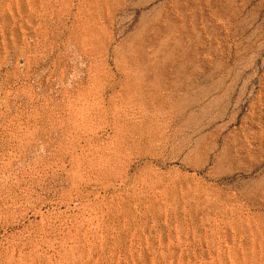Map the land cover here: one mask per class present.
<instances>
[{"label": "rangeland", "instance_id": "374dc122", "mask_svg": "<svg viewBox=\"0 0 264 264\" xmlns=\"http://www.w3.org/2000/svg\"><path fill=\"white\" fill-rule=\"evenodd\" d=\"M93 1L0 0V264H264V0Z\"/></svg>", "mask_w": 264, "mask_h": 264}, {"label": "bare ground", "instance_id": "6f19581e", "mask_svg": "<svg viewBox=\"0 0 264 264\" xmlns=\"http://www.w3.org/2000/svg\"><path fill=\"white\" fill-rule=\"evenodd\" d=\"M95 1H96V0H95ZM95 1H93V2H95ZM97 1H98V0H97ZM108 1H109V0H108ZM100 2H101V1H100ZM106 2H107V1H106ZM114 2H116V1H114ZM112 3H113V2H112ZM102 5L105 6L106 4H105V5L102 4ZM113 5H114V4H113ZM94 6H96V5L94 4ZM94 6H93V7H94ZM110 6H111V5H109V7H110ZM113 7H114V6H113ZM95 8H96V7H95ZM98 8H99V6H98ZM100 9H101V8H100ZM106 9H107V8H106ZM110 9H111V8H110ZM112 9H113V8H112ZM112 9H111V10H112ZM108 10H109V9H108ZM108 10H107V11H108ZM97 11H98V10H97ZM97 11H96V9L94 10V12H97ZM100 11H101V10H100ZM100 11H98V12H100ZM107 11H106V12H107ZM98 12H97V13H98ZM101 12H102V11H101ZM103 12H104V9H103ZM109 12H110V11H109ZM97 13H96V14H97ZM94 14H95V13H94ZM96 14H95V15H96ZM101 15H102V14H101ZM108 15H110V13H108ZM96 17H97V15H96ZM99 17H100V16H98V18H99ZM101 17L103 18V16H101ZM92 18H94V16H92ZM87 20H88V19H87ZM95 20H96V19H95ZM99 20H100V19H99ZM91 21H92V19H91ZM97 21H98V20H97ZM93 22H94V20H93ZM100 22H101V21H100ZM102 22H103V21H102ZM102 22H101V24L103 25ZM87 23H88V22H87ZM90 23H91V22H89V26H91ZM94 23H95V22H94ZM98 23H99V22H98ZM84 24H86V23H84ZM91 24H92V23H91ZM95 24H96V23H95ZM102 25H99V26H102ZM104 25H105V22H104ZM104 25H103V26H104ZM146 25H147V24H146ZM146 25H145L144 27L142 26V27H143V29H142V31H141L142 34L145 33L147 30H149V29H147L148 27H147ZM93 26H94V25H93ZM99 26H98V27H99ZM85 27H86V25H85ZM95 27H96V25H95L94 27H92V28H95ZM92 28H91V30H92ZM104 28H106V27H104ZM104 28H103V29H104ZM149 28L152 29V30H154V31H151V32H156L157 36H158V34H159V36L161 37V39H160L161 41H160L159 44H160V45L163 44V46H165L166 49H168L169 51H176V50H178V49H180V50L183 49V42H184L183 38H184V37H183V35L180 33V32H182V29H183V26H182V25H179V27H178V26H176L175 24L168 23V24H166V25H164V26H163V25L161 26L157 20H154V22L151 24V26H150ZM96 29H97V27H96ZM82 30H83V29H82ZM84 31H85V30H84ZM98 31H99V29H98ZM98 31H96V32H98ZM101 31H102V30H101ZM139 31H140V30H139ZM92 32H93V30H92ZM92 32H89V34H90V33L93 34ZM100 33H101V32H100ZM147 33H148V32H147ZM147 33H146V34H147ZM85 34H86L85 36H88L87 33H85ZM95 34H96V33H95ZM101 34L103 35V33H101ZM136 35H137V34H136ZM144 35H145V34H144ZM154 35H155V34H154ZM98 36H99V35H98ZM139 36H140V34L138 35V37L135 36L136 39H137V38H140ZM145 36H146V35H145ZM157 36H156V38H157ZM93 37H94V35H93ZM96 37H97V36H96ZM99 37H100V36H99ZM99 37H98L97 39H100ZM102 37H103V36H102ZM153 37H154V36H153ZM160 37H159V38H160ZM88 38L91 39L90 36H89ZM141 38H142V37H141ZM141 38H140V40H142ZM144 38L146 39V37H144ZM90 39H89V40H90ZM92 39H93V38H92ZM94 39H95V38H94ZM134 39H135V38H134ZM138 40H139V39H138ZM151 40H152V39H151ZM92 41H93V40H92ZM97 41H98V40H97ZM134 41H136V43L138 44L137 40H134ZM143 41H144V40H142V42H143ZM149 41H150V40H149ZM157 41H159V40H156V43H157ZM89 42H90V41H89ZM142 42H141V45L143 44ZM146 42H147V41H146ZM146 42H144V43H146ZM150 42L152 43L153 41H150ZM170 42H171V44H170ZM90 43H91V42H90ZM153 44H154V43H153ZM139 45H140V44H138V46H139ZM144 45H145V44H144ZM144 45H142V46H144ZM147 45H149V44H147ZM147 45H146V46H147ZM150 45H151V44H150ZM131 46H132V47H130V48H128V49H131V48L133 49V44H132ZM157 46H158V45H157ZM134 47H136V46H134ZM152 47H153V45H152ZM158 47H159V46H158ZM142 48H143V47H142ZM142 48H141V49H142ZM160 48H161V47H160ZM135 49H136V48H134V50H135ZM137 49H138V47H137ZM147 49H148V48H147ZM157 49H158V48H157ZM162 49H163V48H162ZM166 49H165V50H166ZM134 50H133V51H134ZM142 50H143V49H142ZM144 50H146V49H144ZM135 51L138 52L137 50H135ZM131 52H132V50H131ZM129 53H130V50H129ZM129 53H127V54L129 55ZM134 53H135V52H134ZM134 53H133L132 55H133L134 58H135L136 56L134 55ZM142 53H143V52H142ZM128 55H127V57H128ZM132 55L130 54V56H132ZM130 56H129V57H130ZM133 56H132V57H133ZM138 56H140V55H138ZM140 57H142V56H140ZM146 57H147V56H146ZM136 58H138V57H136ZM129 60H130V59H129ZM135 60H136V59H135ZM135 60H133V61H135ZM138 60H140V59H138ZM148 60H149V59H148ZM141 61H142V60H140V62H141ZM127 62H128V61H127ZM143 62H146V61H142V64H143ZM148 62H149V61H148ZM151 62H152V61H151ZM130 63H131V62H130ZM149 63H150V62H149ZM149 63H146V64L149 65ZM129 65H130V64H129ZM136 65H137V64H136ZM150 65H151V64H150ZM137 66L140 67V65H137ZM144 66H145V64H144ZM144 66H143V67H144ZM155 66H160V65L157 64L156 62H154V63H152V66H150L151 68H149V69H152V67L154 68ZM132 67H133V65H132ZM132 67L130 66V68H132ZM139 67H138V68H139ZM145 67H146V66H145ZM178 68L181 69V67H178ZM136 69H137V68H136ZM132 70H133V69H132ZM142 70L145 71V69H142ZM142 70H141V71H142ZM146 70H147V67H146ZM155 70H156V69H155ZM155 70H153V71H155ZM157 70H159V69L157 68ZM161 70H162V69H161ZM141 71H140V69H139L138 72L140 73ZM143 71H142L141 74L144 73ZM151 71H152V70H151ZM132 72H133V71H132ZM132 72H128V73H132ZM135 72H136V71H135ZM155 72H156V71H155ZM162 72H163V70H162ZM136 73H137V72H136ZM136 73H135V74H136ZM153 73H154V72H153ZM177 73H178V71H177ZM181 73H182V71H181ZM181 73H180V74H181ZM141 74H140V77L142 76ZM146 74H147V73H146ZM146 74H145V75H146ZM150 74H151V73H150ZM161 74H163V73H160V75H161ZM164 74H165V73H164ZM178 74H179V73H178ZM180 74H179V75H180ZM143 75H144V74H143ZM145 75H144V76H145ZM148 75H149V74H148ZM133 76H134V75H133ZM133 76H132V77H133ZM137 76H138V74H137ZM182 76H183V75L181 74V77H182ZM140 77H137V78H139V80H140L139 82H137V81L135 82L134 79L132 78V79H133L132 83L135 82L134 85H135V87H136L138 93H143V95H146V94L148 95V94H149V95H152V96H153V95H159V93H160L159 91L163 90V89H162V88H163V85H162V84H156V83H155L154 85H150V84H148V80L150 79L151 76H149V79H148V80L146 79V77H145V78H141V79H140ZM154 77H155V75H154ZM157 77H158V76H157ZM162 77H164V76L162 75ZM162 77H161V78H162ZM164 78H165V77H164ZM129 79H130V78H129ZM154 79H155V78H154ZM157 79H159V77H158ZM127 80H128V79H127ZM163 80H164V79H163ZM163 80H162V81H163ZM162 81H161V83H162ZM124 82H125V81H124ZM129 82H130V81H129ZM154 82H157V81H154ZM158 82H159V81H158ZM179 83H180V82H179ZM126 84H127V82H126ZM132 85H133V84H132ZM177 85H178V84H177ZM121 86H122V84H121ZM124 86H126V85L124 84ZM127 86H129V85H127ZM180 86H181V84H180ZM122 87H123V86H122ZM122 87H121L120 89H122ZM126 88H127V87H125V89H126ZM131 88H134V87H131ZM166 88H167V87H166ZM174 88H175V86H174ZM127 89H128V88H127ZM129 89H130V88H129ZM134 90H135V89H134ZM164 90H165V89H164ZM167 90H168V89H167ZM170 90H171V89H170ZM122 91H124V90H122ZM127 91H128V90H127ZM165 91H166V90H165ZM179 91H180V90H179ZM124 92H126V91H124ZM129 92H130V91H128V94H127V93H126V94L129 95ZM132 92H133V91H132ZM134 92H135V91H134ZM134 92H133V93H134ZM170 92H171V91H170ZM177 92H178V91H177ZM172 93H173V92H172ZM204 93H205V92H204ZM204 93H203V94H204ZM116 94H117V93H116ZM122 94H124V93H122ZM135 94H136V93H135ZM164 94H165V93H164ZM124 95H125V94H124ZM147 95H146V96H147ZM160 95H161V94H160ZM187 95H188V94H187ZM122 96H123V95H122ZM125 96H126V95H125ZM140 96H141V95L139 94V96L137 97V94H136V99L139 98ZM146 96H145V98H143L142 100H145V99H146ZM170 96H171V95H170ZM185 96H186V95H185ZM126 97H127V96H126ZM126 97H125V98H126ZM128 97H129V96H128ZM131 97H132V96H131ZM131 97H130V98H131ZM149 97H150V96H149ZM158 97H160V96H157V98H158ZM163 97H164V95H163ZM163 97H161V98H163ZM168 97H169V96H168ZM173 97L175 98V96H173ZM189 97H190V96H189ZM125 98H123V99H125ZM134 98H135V97H134ZM141 98H142V97H141ZM153 98H154V96H153ZM157 98L155 97L156 101H157ZM164 98H165V97H164ZM128 99H129V98H128ZM155 99H154V100H155ZM168 99L171 100V97H169ZM183 99H185V98H182V100H183ZM190 99H191V98H190ZM201 99H202V97H201ZM129 100H131V99H129ZM134 100H135V99H134ZM134 100H133V101H134ZM138 100H139V99H138ZM138 100H137V101H138ZM161 100H162V99H161ZM166 100H167V99H166ZM178 100H179V98H178ZM191 100H192V99H191ZM127 101H128V100H127ZM148 101H149V100H148ZM150 101H151V100H150ZM156 101H155V103H156ZM158 101H159V100H158ZM158 101H157V102H158ZM164 101H165V100H164ZM167 101H168V100H167ZM174 101H177V100H174ZM180 101H181V100H180ZM188 101H189V100H188ZM188 101H187V102H188ZM141 102H142V101H141ZM141 102H140V103H141ZM145 102H146V101H145ZM170 102H172V101H170ZM191 102H192V101H191ZM191 102H190V103H191ZM136 103H137V102H136ZM140 103H139V104H140ZM150 103H151V102H150ZM150 103H149V104H150ZM153 103H154V102H153ZM153 103H152V104H153ZM164 103H167V102H164ZM168 103H169V102H168ZM190 103H189V104H190ZM145 104H146V103H145ZM157 104H159V103H157ZM192 104H194V103H192ZM192 104H190V106H191ZM142 105H143V104H141L140 106H142ZM147 105H148V104H147ZM164 105H165V104H164ZM170 105H171V104H170ZM145 106H146V105H145ZM145 106H143V107H145ZM156 106H159V105H156V104H155V108H156ZM160 106H162V105H160ZM171 106H172L171 109H172V111H173V114L177 115V117H179V116L181 117V116H182V113H183V111H182V110H183V107H185L184 104L179 103V102H173ZM143 107H142V108H143ZM164 107H165V106H164ZM157 108H158V107H157ZM168 108H169V107H168ZM145 109H146V108H145ZM164 109H165V108H164ZM188 109H189V108H188ZM185 110L187 111V107H186ZM165 111H166V110H165ZM169 111H170V110H169ZM186 111H185V112H186ZM168 113H169V112H168ZM170 113H172V112L170 111ZM192 114H193V113H192ZM191 116H192V115H191ZM192 117H193V116H192ZM182 118H183V117H182ZM173 119H175V118H173ZM177 119H178V118H177ZM179 119H180V118H179ZM184 119H185V118H184ZM189 119H190V118H189ZM191 120H192V119H191ZM193 120H194V118H193ZM177 121H179V120H177ZM189 121H190V120H189ZM180 122H181V121H180ZM182 124H183V123H182ZM188 124H189V123H188ZM188 124L185 123L184 125H188ZM190 125H191V124H190Z\"/></svg>", "mask_w": 264, "mask_h": 264}]
</instances>
